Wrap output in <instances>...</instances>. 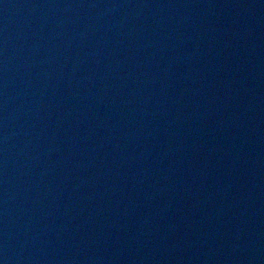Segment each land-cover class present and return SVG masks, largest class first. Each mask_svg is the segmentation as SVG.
Masks as SVG:
<instances>
[{
    "label": "water",
    "instance_id": "1",
    "mask_svg": "<svg viewBox=\"0 0 264 264\" xmlns=\"http://www.w3.org/2000/svg\"><path fill=\"white\" fill-rule=\"evenodd\" d=\"M0 264H264V0H0Z\"/></svg>",
    "mask_w": 264,
    "mask_h": 264
}]
</instances>
